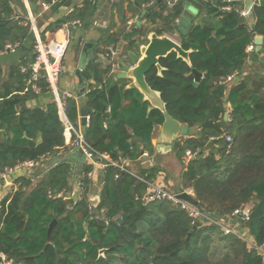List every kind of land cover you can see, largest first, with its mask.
I'll use <instances>...</instances> for the list:
<instances>
[{
	"label": "trees",
	"instance_id": "1",
	"mask_svg": "<svg viewBox=\"0 0 264 264\" xmlns=\"http://www.w3.org/2000/svg\"><path fill=\"white\" fill-rule=\"evenodd\" d=\"M154 2L133 0L134 9L140 14ZM200 2L206 19L186 30L176 23L183 17L185 0L172 8L161 1L144 17L152 28L127 35V47L136 49L137 42L151 33L179 34L180 45L190 52V65L173 53L160 61L161 73L153 68L146 74V82L160 94L174 120L198 128L200 136L214 146L209 149L194 137L173 144L178 161L186 167L179 191L191 189L203 214L213 219L231 217L252 203L251 220L242 225L240 234L264 246V77L255 81L245 77L230 87L223 83L243 73L250 56H258L250 55L248 48L258 36L264 39V0H257L248 18L241 16L239 4ZM89 6L86 1L63 23L84 21ZM29 31L30 23L20 25L14 19L9 0H0V52ZM117 43L108 35L106 45ZM115 63L110 59L103 66L95 59L82 73L83 97L91 109L84 138L95 151L122 165L139 160L145 152L155 154L152 141L155 130L164 125V115L152 109L138 89H127L122 80L114 79ZM20 70L13 68L11 79L21 85L10 87L1 86L0 69V175L21 163H41L66 148L57 103L27 108L37 93L28 85L30 69ZM193 70L204 75L198 87ZM36 84L40 93L50 89L44 76ZM65 114L78 129L76 98L66 99ZM188 151L196 157L185 165ZM105 164L96 207L89 201V170L81 180L84 186L78 200L64 194L71 189L68 163L54 166L37 182L17 179L14 189L0 196V256L10 264H264V255L237 235L225 234L210 221L196 223L172 201H145L149 185L138 178L156 183L158 167L139 170L137 178Z\"/></svg>",
	"mask_w": 264,
	"mask_h": 264
},
{
	"label": "crops",
	"instance_id": "2",
	"mask_svg": "<svg viewBox=\"0 0 264 264\" xmlns=\"http://www.w3.org/2000/svg\"><path fill=\"white\" fill-rule=\"evenodd\" d=\"M86 1L90 3V11L84 21L63 23L65 18L70 16L75 9L82 8ZM196 1L200 2L203 0ZM222 1L227 4H239L242 6L243 10H250L247 4L248 0ZM9 2L14 11V19L18 21L20 25L30 23V31L20 42L8 44L7 47L11 46V49L7 48L4 52H0V69L2 71L1 86L4 83L11 85L10 87H18L21 85V83L17 81L16 83L12 81V69L21 67L20 71L24 73L23 70L30 68L34 60L35 45L38 40H43L49 44H66L67 46L64 56L55 59L56 64L64 68L59 76L56 89H49L48 92L40 93L38 87L34 89L33 86H31L32 90L37 93V95L28 101L26 105L27 108H45L48 104L53 102L57 103L58 99H62L65 96L76 98L80 106L78 129L83 131V126L81 125V110L87 106L86 100L83 97L84 88L81 85L82 81L80 82L77 77V71L85 45H89L91 48L89 51L91 58L87 62V65L92 60L96 59L105 66L111 59L108 47L111 46L116 48L119 51V56L114 60V62H116L113 71L114 79L116 81L122 80V85L127 89L132 88L131 84L134 83V80L129 77L124 79L120 78L123 72L118 65L131 66L132 60L129 57L131 52L142 57L141 51L143 46L148 45V39L153 33L149 34L146 38H142L140 42H137V48L134 50H128V41L125 38L135 31L142 32L146 28H152L147 25L145 19H141L143 11L148 8H145L139 14L137 10L134 9L133 0H66L44 11L41 7V3L44 2L42 0L38 1L36 4L32 3L30 0H9ZM254 2H257V0H254ZM184 7L186 11L188 9L186 0ZM185 11L183 17L180 19L179 26L184 27L186 30H189L193 23L200 24L206 19L201 15V11H199V13H193V18L186 16ZM74 22H79L80 24H73ZM139 22L140 24H138ZM108 35L113 36L114 39H118L116 47L112 44L106 45ZM166 36L180 44L178 33L167 34ZM262 44L261 49L255 44L256 48L254 52L256 56H258L256 58L252 56L249 57L248 66L244 69L243 73H239L230 84H228L229 87L237 85L240 79L245 77H251L253 81L259 79V77H264V39ZM106 47L108 48V53L106 52ZM248 53L251 55V52ZM30 84L31 82H28V85ZM92 84H94V82H92ZM151 108H155L153 104H151ZM58 109L60 120L65 127L66 148L62 149L56 156L38 163L34 169L18 172L12 179L0 185V196L2 198L7 196L11 190L14 189L17 179L26 177L37 182L54 166L60 163H68L71 167L69 179L71 189L69 192H64V194L74 200H78L81 194V180L84 178L87 170H89L87 177L92 183L89 191V201L94 207L99 203L98 200L104 187L103 175L105 168L100 163L86 159L74 148L72 145V135L70 132L66 131V125L64 123L68 120L67 116L65 113L61 112L59 107ZM227 109L228 112L226 115H228V118L226 121L229 120V113L231 111L230 104L227 105ZM162 130L163 126L155 130L152 143L156 148V152L153 156L145 152L139 160L135 162L126 160L122 162V165L134 174L139 170L158 167L161 173L158 175L156 182H161L171 193L181 194L186 190H190L186 189L184 192L179 191L181 188L180 176L186 167L178 161L173 149L168 150L166 147L163 150H159L161 146L160 139ZM181 138L182 137L179 139ZM166 146H169V144ZM184 163L187 165L186 161Z\"/></svg>",
	"mask_w": 264,
	"mask_h": 264
},
{
	"label": "built area",
	"instance_id": "3",
	"mask_svg": "<svg viewBox=\"0 0 264 264\" xmlns=\"http://www.w3.org/2000/svg\"><path fill=\"white\" fill-rule=\"evenodd\" d=\"M66 0H50V2H42L41 7L44 11H47L51 6L57 5L61 2H64ZM93 1V0H92ZM158 1V0H155ZM165 1L168 5V7L172 8L179 4L180 0H161ZM230 8H227L229 10ZM250 10H242L240 12L241 16L243 18H248L250 14ZM177 24H179V20L176 21ZM73 24H80L79 22H74ZM66 44H49L43 40H38L35 45V59L33 63L30 66L31 71V84L34 89L37 88L36 82L38 81L39 77L44 76L47 80V83L49 84V88L55 90L58 84L59 76L64 70L61 65L56 64L57 58H61L64 56V53L66 51ZM7 48L11 49V46H8ZM109 48V53L111 60H115L119 56V51L116 48H113L111 46ZM256 48L255 43L249 46L248 52H254ZM24 72L26 70H23ZM237 76L232 75L228 77L225 81H223L224 84H230V82ZM69 98L67 96L63 97L62 99H58L57 105L60 108L62 113H65V103L66 99ZM89 121V116L87 117V122ZM66 125V131L70 132L72 135V138L74 137L75 140L73 142V146L76 150H78L86 159H90L92 161H95L97 163H100L104 168H106L105 163H111L115 167L120 168L123 172L132 173L134 176H136L133 172H131L129 169L125 168L124 165H120L119 163H116L110 159V157L106 154H100L97 151H95L91 146L86 143L84 138V132L81 129H76L68 120L65 122ZM230 137H227V141L230 142ZM196 157V154H192L191 152H186L185 161L187 164H189L190 160L194 159ZM38 163L35 162H26L21 163L14 168H8L6 169L1 175H0V185L5 183L6 181L12 179V177L21 171L24 170H32L36 167ZM90 177V175H89ZM137 177V176H136ZM88 178V177H87ZM138 178V177H137ZM140 181L147 183L149 185V191L146 195L145 201L147 202H155V201H172L178 205L181 206L182 210L186 211L188 215L194 219V221L200 222V221H210L214 224H216L225 234H235L238 237L244 239L249 243V245L253 248H255L261 255H264V246H258L254 243L252 239L249 237L241 236L240 234V228L243 224H247L251 220V213L253 209L252 203H247L243 205V207L237 209L231 217H224L221 219H213L207 217L201 209L197 208L196 206L192 205L191 203L187 201L179 200L177 195L171 193L166 186L161 184V182H148L144 181L141 178H138ZM83 184L81 185V192L83 190ZM188 194H190L193 197V191L186 190ZM184 192V193H185ZM81 196V194H80ZM237 225V227H236ZM1 263L2 264H10L6 262V259L3 256H0Z\"/></svg>",
	"mask_w": 264,
	"mask_h": 264
},
{
	"label": "water",
	"instance_id": "4",
	"mask_svg": "<svg viewBox=\"0 0 264 264\" xmlns=\"http://www.w3.org/2000/svg\"><path fill=\"white\" fill-rule=\"evenodd\" d=\"M158 3H161V0L155 1L149 7H147L148 9L143 11L141 19H144L148 12L155 9ZM254 3H256L254 2V0L247 1L250 10L253 8L252 5ZM186 4L188 9L185 11V15L190 18H193V13H199V11L203 9L202 3L196 0H186ZM138 24H140V22ZM148 40V45L143 46V49L141 51L142 57L131 52L129 54V57L132 60L131 66H123L122 64H119L118 67H120L123 72L120 78H132L134 80V83L131 84V87L138 89L143 97L145 96L146 99H144L153 104L154 107L156 109H159L164 115V125L160 139L161 146L159 150H163L166 147V149L168 150L173 149L172 145L176 141H178L180 137H194L195 139L200 140L202 143L206 144L207 148L214 149L212 143L205 141L204 138L200 136L198 128L190 127L185 124L182 125L181 123L174 120L167 112L166 104L162 102L160 94L154 91L146 82V74H148L153 68H157L160 73L162 72L163 68L162 66H160V61L162 60V58H166L167 56L174 53L178 56V58H182L190 65V52L185 51L183 49V46L166 35L159 37L156 33H153ZM262 42L263 38L259 36L254 40V43L258 46L259 49L262 48ZM84 48L85 49L83 51L81 61L78 65L79 69L77 71V77L79 78L80 82L82 81V72L86 69L87 62L91 58V55L89 54V51L91 49L90 46L85 45ZM193 75L195 77L196 87H198L204 75L197 70H193ZM90 113L91 109L88 107L81 110V125L83 126L84 133L87 131V117ZM227 118L228 115H225L224 119L227 120ZM167 144H169V146H166ZM177 197L179 200L187 201L200 209L199 202L187 192L178 194ZM97 212L98 211H96V213ZM55 223L56 221H54L49 228V243H51L50 234ZM196 228L197 227L195 226L194 229Z\"/></svg>",
	"mask_w": 264,
	"mask_h": 264
},
{
	"label": "rangeland",
	"instance_id": "5",
	"mask_svg": "<svg viewBox=\"0 0 264 264\" xmlns=\"http://www.w3.org/2000/svg\"><path fill=\"white\" fill-rule=\"evenodd\" d=\"M178 44H179V42H178Z\"/></svg>",
	"mask_w": 264,
	"mask_h": 264
}]
</instances>
